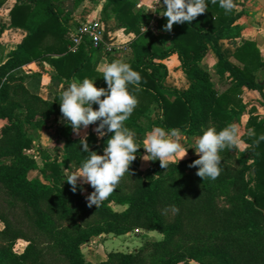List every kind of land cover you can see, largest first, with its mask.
<instances>
[{"label":"trees","instance_id":"obj_1","mask_svg":"<svg viewBox=\"0 0 264 264\" xmlns=\"http://www.w3.org/2000/svg\"><path fill=\"white\" fill-rule=\"evenodd\" d=\"M6 1L0 0V9ZM65 2L14 0L9 25L0 23V34L8 27L26 32L0 64V120L4 121L0 126V186L10 197L6 210L0 209V264H181L190 260L199 264H264V141L254 143L264 134V116L254 113L255 107L249 109L246 131L241 134L242 150L220 153L222 171L216 180H203L196 175L198 168L188 166L197 155L177 164L169 162L167 169L161 168L160 161L145 170L139 168L143 137L154 127L179 129L186 136H200L201 129L209 126L220 131L246 112L241 97L244 87L257 90L256 102L264 106L263 84L257 76L264 70V57L256 43L245 41L230 55L220 46L221 40L234 43L240 35L238 19L243 9L238 1L226 12L219 0L215 4L205 0L206 12L190 23L174 24L165 45L155 40L150 26L163 29L167 23L163 7L153 15L137 7L136 0H105L103 18L112 15L117 27L134 33L129 50L122 54L103 52L88 39L70 51L69 22L74 7ZM210 46L219 79H230L223 90L203 63ZM95 52H103L107 64L116 59L129 63L142 77L141 91L135 92L129 85L138 104L125 121V126L139 135L134 139L140 148L130 172L98 208L88 207L79 189L73 193L66 182L65 170L71 164L79 169L89 155L81 150L80 137L72 134L70 125L64 122L60 126L63 144L57 157L44 155L39 168L28 153L33 146L31 132L61 114V83H69L73 76L81 81L87 77L98 88H107L103 71L96 69ZM172 54L190 80L187 88L165 84L168 70L164 60ZM36 60L53 67V91L46 98L39 94L42 73L24 69ZM250 128L255 137H248ZM87 134L90 150L102 155L112 133L103 138L93 130ZM38 168L50 182L29 177L30 171ZM111 203L123 208L114 209ZM135 229L156 230L161 237H147L134 251L110 250L96 263L86 260L82 247L91 239L109 233L120 236ZM18 239L26 241L19 253L14 250Z\"/></svg>","mask_w":264,"mask_h":264},{"label":"clouds","instance_id":"obj_2","mask_svg":"<svg viewBox=\"0 0 264 264\" xmlns=\"http://www.w3.org/2000/svg\"><path fill=\"white\" fill-rule=\"evenodd\" d=\"M211 2L215 4L217 0ZM219 5L226 12L236 7L234 0H219ZM163 6L165 11L162 16L167 18L163 30L166 32H171L174 24L194 21L207 9L205 0H163ZM103 78L107 88H98L93 79L85 77L81 81L73 76L60 96L61 122L71 126L72 131L80 137L81 150L89 153L78 170L67 173L66 182L73 193L79 189L84 194V185H90L94 191L86 195L85 199L88 207L95 205L96 208L116 189L125 173L130 172V165L136 159L137 150L140 148L135 143V131L125 126V121L138 104L136 96L129 90V85L134 86L135 92L141 91V75L129 63L116 59L104 65ZM94 104L98 105V109L93 108ZM97 122L99 123L93 131L98 138L112 133L102 155L90 150L87 138L86 130ZM82 129L85 130L83 135ZM201 132L202 135L194 138L192 146L199 158L188 166L198 168L196 175L203 180L206 177L216 180L222 171L220 153L240 146L241 129L238 124L230 123L220 131L215 126H209L202 128ZM145 135L143 147L147 155L142 157L144 161L159 160L161 168L167 169L169 162L177 164L187 154L180 142L182 136L179 129L154 127ZM247 135L250 138L255 137V130L248 129ZM260 141H264V134L254 140V143L258 145ZM173 209L179 212L175 206Z\"/></svg>","mask_w":264,"mask_h":264},{"label":"crops","instance_id":"obj_3","mask_svg":"<svg viewBox=\"0 0 264 264\" xmlns=\"http://www.w3.org/2000/svg\"><path fill=\"white\" fill-rule=\"evenodd\" d=\"M65 4L67 6H72L73 12L71 14V20L69 22L70 30L76 27L79 23L85 22L88 20L99 19L105 26L107 36L114 38L116 41H128L131 42L134 38V33L126 32L123 28L117 27L114 17L112 15L108 16L105 20L103 15L101 14L102 6L105 0H81L79 3L74 4L73 0H65ZM238 1L240 7L243 9V13L238 19V23L241 26V32L239 37L235 39L234 43L229 42L226 39L220 41V46L226 55H230L237 46L242 44L245 41L252 40L256 43L257 48L259 49L260 55L264 57V0H236ZM14 3V0H7L3 7L0 9V23H5L7 26L9 25V9ZM137 7H141L145 9L147 12H151L152 14L156 13L158 9L163 7V13L165 11L163 6V0H136ZM151 29L154 31V35L157 39H155L158 43L168 44L170 41V33L162 30H157L153 28V24ZM25 31L20 28H6L0 34V64L5 61L7 57V53L13 49L17 43L21 41L23 36L25 35ZM162 38V39H159ZM94 60H96V69L99 71H103L104 65L107 64V57L103 54V52H95ZM216 61V55L214 49L210 46L209 53L207 58L203 61V63L207 66L213 81L219 88V90H223L229 82V78L225 76L222 80L219 79L218 75L215 72L214 64ZM164 63L167 67L168 74L165 79V84L170 87H176L179 89L187 88L190 80L184 74V72L179 67V61L175 54L170 55L164 60ZM24 69L30 71H37L42 73L41 82L43 83L45 80L50 81V74L53 71V67L46 61H33L27 64ZM258 80L263 84V93H264V70L261 69L257 73ZM51 82V81H50ZM68 86V83H61L58 87V90L62 92ZM49 89L52 88L50 85ZM53 89V88H52ZM44 96L43 98L48 97ZM242 101L247 105L246 112L242 114L239 121H235L236 124H241L239 127H242L243 132L246 131L245 123L249 117V109L251 107H255L256 111L254 113L259 114L260 117L264 116V106L259 105L256 100L258 97L257 90H249L247 88H243V92L241 94ZM93 130L95 128L94 125H90L89 129ZM182 139L181 143L187 154L184 158L196 155L195 149L192 148L194 144V138L197 136H186L181 134ZM135 137H139L136 135ZM146 138V135L143 137V142ZM244 147V145H243ZM147 155L146 150L144 149L143 153L140 156L139 168L141 170H145L148 168L153 162L159 161H144L142 157ZM178 159V158H177ZM146 232V231H145ZM147 233V232H146Z\"/></svg>","mask_w":264,"mask_h":264},{"label":"rangeland","instance_id":"obj_4","mask_svg":"<svg viewBox=\"0 0 264 264\" xmlns=\"http://www.w3.org/2000/svg\"><path fill=\"white\" fill-rule=\"evenodd\" d=\"M51 85L50 81L45 80L40 86L39 94L41 97L47 96L50 92L53 91L52 88H48ZM62 121V114L58 116H51L47 119L43 126L35 131L31 132V137L33 139V146L28 150V153L33 155L37 161L38 167H42L44 162V155H48L49 158L57 157L60 154V150L63 144V139L59 136L60 126L64 123ZM4 121L0 120V126L3 125ZM241 126V124H239ZM238 125V126H239ZM243 132L242 127H240ZM91 128L86 130L90 131ZM85 130L82 129L81 135H83ZM72 134L77 137V135L72 131ZM79 137V136H78ZM243 142L238 147L239 151L243 148ZM32 169L29 173L30 178H40L46 182H50V178L43 174L40 169ZM78 170L76 167L71 164L69 168L65 170L66 173ZM47 177H46V176ZM84 188L86 192L84 196L92 193L94 189L85 184ZM10 200L9 195L3 190L0 186V209L6 210L8 207L7 200ZM114 209H122L123 206L111 203ZM3 227V222L0 220V229ZM147 233H146V232ZM158 239L161 237V233L156 230H144V229H135L126 234L120 236H114L112 234H102L97 236L90 241H88L83 247L82 252L87 261L96 263L102 259L106 258V253L110 250H120V251H134L142 245L146 238ZM26 245L24 239H18L14 245V250L16 252H21ZM181 264H199L196 261L190 260Z\"/></svg>","mask_w":264,"mask_h":264},{"label":"built area","instance_id":"obj_5","mask_svg":"<svg viewBox=\"0 0 264 264\" xmlns=\"http://www.w3.org/2000/svg\"><path fill=\"white\" fill-rule=\"evenodd\" d=\"M153 15H156V13ZM70 38L69 50L72 52L77 50L84 39H88L93 47H100L103 52L122 54L129 50L130 42L116 41L114 38L107 36L105 26L99 19L79 23L71 30Z\"/></svg>","mask_w":264,"mask_h":264}]
</instances>
